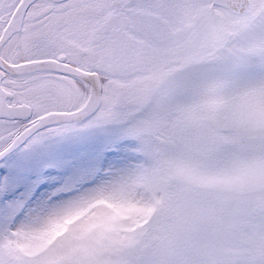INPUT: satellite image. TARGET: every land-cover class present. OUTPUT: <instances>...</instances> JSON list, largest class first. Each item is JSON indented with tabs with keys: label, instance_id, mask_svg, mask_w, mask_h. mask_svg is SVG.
Here are the masks:
<instances>
[{
	"label": "snow or ice",
	"instance_id": "snow-or-ice-1",
	"mask_svg": "<svg viewBox=\"0 0 264 264\" xmlns=\"http://www.w3.org/2000/svg\"><path fill=\"white\" fill-rule=\"evenodd\" d=\"M78 124L123 165L6 200L0 264H264V0H0V157Z\"/></svg>",
	"mask_w": 264,
	"mask_h": 264
},
{
	"label": "rangeland",
	"instance_id": "rangeland-1",
	"mask_svg": "<svg viewBox=\"0 0 264 264\" xmlns=\"http://www.w3.org/2000/svg\"><path fill=\"white\" fill-rule=\"evenodd\" d=\"M118 136L115 125L78 124L61 135L24 147L1 170L9 187L0 193V205L21 199L26 208L35 209L64 197L68 187L106 177L124 163Z\"/></svg>",
	"mask_w": 264,
	"mask_h": 264
}]
</instances>
